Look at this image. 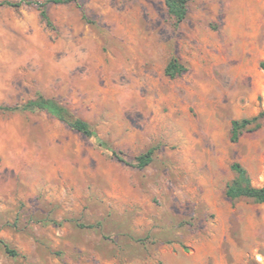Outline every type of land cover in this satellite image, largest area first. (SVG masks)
Returning a JSON list of instances; mask_svg holds the SVG:
<instances>
[{"label": "rangeland", "instance_id": "rangeland-1", "mask_svg": "<svg viewBox=\"0 0 264 264\" xmlns=\"http://www.w3.org/2000/svg\"><path fill=\"white\" fill-rule=\"evenodd\" d=\"M187 10L176 26L161 0H78L48 25L0 8V106L42 95L94 131L0 113V264H264V203L225 195L235 163L264 187V121L230 141L264 112V0Z\"/></svg>", "mask_w": 264, "mask_h": 264}, {"label": "trees", "instance_id": "trees-1", "mask_svg": "<svg viewBox=\"0 0 264 264\" xmlns=\"http://www.w3.org/2000/svg\"><path fill=\"white\" fill-rule=\"evenodd\" d=\"M167 13L174 19L175 25H180L187 17V5L192 0H161ZM78 0H43V1H27L20 2L3 1L0 2V8H19L22 5H35L40 11L41 18L50 25L49 17L47 14V7L49 5H68L77 3ZM186 72V68L180 65L175 59L169 61L165 68V75L169 78H175ZM16 111H29V112H45L55 120L65 124L72 131L81 134L86 138H93L94 131L91 126L84 120L74 118L70 111L61 105L55 99L46 98L42 95L26 102L21 106H0V113H10ZM264 121V112L259 113L256 117L251 119H241L231 121L230 128V141L238 142L242 135L248 131H256L262 126ZM153 150L149 149L144 154L137 156L134 159L132 167L142 170L148 166L152 161ZM113 158L119 162H124L121 152H112ZM232 171L236 174L234 180L227 185L225 195L230 200L247 199L258 204L264 203V187L255 188L250 185V179L247 171L239 164L231 166ZM91 227V226H89ZM7 254L15 256L16 253L5 247Z\"/></svg>", "mask_w": 264, "mask_h": 264}]
</instances>
